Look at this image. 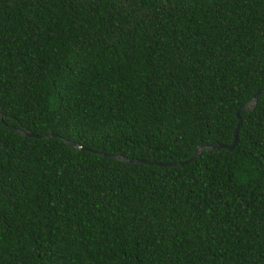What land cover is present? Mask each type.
I'll return each mask as SVG.
<instances>
[{"label": "trees", "instance_id": "obj_1", "mask_svg": "<svg viewBox=\"0 0 264 264\" xmlns=\"http://www.w3.org/2000/svg\"><path fill=\"white\" fill-rule=\"evenodd\" d=\"M258 89L264 0H0V264H264V94L98 154Z\"/></svg>", "mask_w": 264, "mask_h": 264}, {"label": "water", "instance_id": "obj_2", "mask_svg": "<svg viewBox=\"0 0 264 264\" xmlns=\"http://www.w3.org/2000/svg\"><path fill=\"white\" fill-rule=\"evenodd\" d=\"M259 94H264V89H258L254 95L252 96V98L243 106H241L237 111H236V118H237V123L235 125L234 131H233V139L231 144H223L220 142H215L206 146H197L193 152V154L190 156L189 159L184 160V161H179V162H167V163H161V162H149V161H145L143 159H135V158H126L120 154H115V155H110V154H104V153H98L100 156H105V157H109V158H113V159H117L120 161H124L127 163H144V164H157V165H161V166H180L183 164H186L187 162L193 160L196 156H198L202 151L204 150H212V149H217V148H225L228 150L233 149V147L236 144L237 141V136H238V131L240 128V125L242 123V119L241 116L239 114V111L241 109L244 110H252L255 108L256 104H257V98L259 96ZM0 118H2V114L0 113ZM10 127L12 129H14L18 134H20L21 136H27V137H35V138H40L41 136L35 135L33 132L31 131H27V130H22V129H18L13 127L12 125H10ZM51 137H57V138H62L61 136L57 135V134H48L45 135L43 138H51ZM65 142H67L68 144H70L71 146L79 149V150H88L87 148L81 146L79 143L74 142L72 140H68V139H63Z\"/></svg>", "mask_w": 264, "mask_h": 264}]
</instances>
